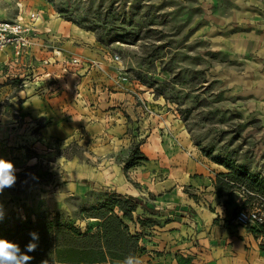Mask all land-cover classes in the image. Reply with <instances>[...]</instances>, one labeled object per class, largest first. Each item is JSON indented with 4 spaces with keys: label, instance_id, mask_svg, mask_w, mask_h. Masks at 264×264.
I'll use <instances>...</instances> for the list:
<instances>
[{
    "label": "rangeland",
    "instance_id": "1",
    "mask_svg": "<svg viewBox=\"0 0 264 264\" xmlns=\"http://www.w3.org/2000/svg\"><path fill=\"white\" fill-rule=\"evenodd\" d=\"M31 9H39L62 35L52 42L40 38L41 51L32 49L34 62L52 56L50 45L70 39L77 57L90 60L82 57L84 44L73 33L80 29L99 49L91 60L103 63L70 69L62 61L51 63L50 83L63 85L43 98L42 88L19 87L32 77L28 62L0 54V156L17 169L15 185L0 193V231L27 218L33 228L54 218L81 232L95 230L86 209L112 193L128 195L125 187L142 190L156 181L157 190L173 182L213 212L209 186L192 188L184 179L215 180L229 172L222 162L243 165L264 179V0H0L1 19ZM105 51L120 56L126 82L116 83V66ZM65 111L76 119L65 118ZM135 145L150 162L125 168ZM151 171L155 177L136 184L141 172ZM250 194L238 184L219 204L234 218L254 205L264 212V195L254 192L250 200ZM133 197L140 204L132 221L124 220L131 234L149 236L157 221L147 216L160 207L150 205L151 194L145 201ZM179 206L168 211L196 221L194 209ZM143 245L142 264H166L164 248L141 255L150 248ZM38 253L32 252L43 259Z\"/></svg>",
    "mask_w": 264,
    "mask_h": 264
},
{
    "label": "crops",
    "instance_id": "2",
    "mask_svg": "<svg viewBox=\"0 0 264 264\" xmlns=\"http://www.w3.org/2000/svg\"><path fill=\"white\" fill-rule=\"evenodd\" d=\"M2 14L4 15L0 10V15ZM41 14L43 16L42 12ZM50 25L51 22L45 21L43 16L39 27L40 33L35 40L36 42H41V39L47 37H50L47 41H52L54 37L57 39L61 38L62 35L58 33L56 29H50ZM43 27H48L50 31H48V33L43 32L41 30ZM73 33L76 34L75 36L79 37L80 40H82L80 42L84 44V49H80L83 51L81 53L82 57H89L90 59L98 57L97 52L99 49L97 48V44L94 43V38L80 29L73 30ZM73 41V39H70L61 44L59 41L55 42L56 48L61 51L56 57L58 60L64 58L70 59L78 56V52L75 51L76 46H70ZM36 45L35 48H37V51H41L38 49L39 46ZM8 52L10 51L8 50ZM1 53L5 52H0V54ZM50 53L49 51L48 55H50ZM54 66H62V64L59 62L58 65ZM54 66L48 67L47 71H50L52 74ZM53 80H55V77ZM53 82L47 83L44 86V90H39L38 93L41 94V97L45 98L47 96L46 94L44 95L45 91L50 92L52 89H56L60 87V85H63L61 81ZM46 100H48V97ZM67 110L71 111L70 107ZM61 114L63 115V112ZM63 116H65V118L73 116L70 120L76 119L75 115H72V112L65 111V115ZM92 118H90V120H92ZM48 127L49 126H46L43 129H47ZM149 162L150 161H144L143 163L148 164ZM208 169L212 170L213 168ZM154 172L155 171H151L149 174L145 175L141 172L136 184L144 181L142 177L145 178L149 175L151 178L155 177L154 175L156 174ZM184 181L187 185L196 189L202 186H209L215 210L212 212L207 211L203 205L200 207V205H197L194 201L193 196H189L187 193L177 190L173 182H167L166 190H157V181H153L155 183H152L148 188L142 187V190L125 187L124 193L139 197L144 201L148 197V194H151L154 197L151 199L150 205L152 207L156 206L157 209L160 207V212L147 216L157 221V223H151L149 227L151 230L149 231L150 235L144 236L139 234L140 238L138 244L143 248H145L143 242L150 245L146 253L142 251L141 255H150L151 251H160L158 249L164 248L165 250L162 258L163 261H167L166 264H264V236L253 234L248 230L247 226L236 223L233 215L226 214L225 208L219 204L222 196H218L215 193L213 184L214 179L207 176L196 180L188 176ZM175 204H179L181 210L186 208L194 209L197 213L196 221L190 220L183 211H168L170 206ZM145 237L152 241L144 240L143 238ZM162 240H164V242H161ZM139 250L136 254L137 257L140 256Z\"/></svg>",
    "mask_w": 264,
    "mask_h": 264
},
{
    "label": "trees",
    "instance_id": "3",
    "mask_svg": "<svg viewBox=\"0 0 264 264\" xmlns=\"http://www.w3.org/2000/svg\"><path fill=\"white\" fill-rule=\"evenodd\" d=\"M142 161H149V159L140 150L139 145H135L125 161V168H131ZM220 164L229 172L216 175L213 184L218 196L227 194L238 184L248 188V192L251 193L250 200L254 192L264 195V179L256 178L243 165L231 162ZM110 195L96 206L86 209L87 218L97 222L95 230L81 232L77 226L54 218L46 222L45 227L33 228L30 226L31 219L27 218L12 227L5 226L0 231V237L18 243L23 251L25 245L31 240L30 232L38 233L37 249H39V256H43V259L29 253L33 256L30 264H43V262L44 264H120L125 256L130 253L136 256L140 249L138 244L140 235L131 234L124 220L132 221V214L140 203L131 195L116 193ZM124 197L130 200L128 205L124 203ZM246 204L241 205V208H245ZM247 227L253 234L264 236V225Z\"/></svg>",
    "mask_w": 264,
    "mask_h": 264
},
{
    "label": "built area",
    "instance_id": "4",
    "mask_svg": "<svg viewBox=\"0 0 264 264\" xmlns=\"http://www.w3.org/2000/svg\"><path fill=\"white\" fill-rule=\"evenodd\" d=\"M42 18L43 16L39 10L32 9L20 12V14L12 20L0 18V52H6L9 50L12 54L11 59L15 63H22L23 59L27 61V68L32 74V77H27L29 81L22 82L19 85L20 88H27L28 85H33L32 91L41 88L44 90V86L50 82L52 77L51 72L47 71L49 67L48 65L53 62L61 63L62 61L66 63V66H68L69 69L72 68L73 65L76 66L79 64L86 66V68L93 64L102 65V61L91 59L85 61L79 57L58 60L56 57L61 51L53 45H50L52 56L42 58L39 64L34 62V59L32 58V49L37 43L35 40L39 34L38 32ZM56 39L57 38L54 37L52 41ZM104 58H108V61L116 66V72L118 75V81H116V83H120V81L126 82L127 78L125 77L120 56L116 53L105 51ZM35 69L41 70V72L36 73ZM38 75H40V77H38ZM247 209L250 210L248 212L243 211H247ZM243 210L239 211L235 216L234 221L236 223L243 226L264 225V212H262L263 209L260 206L254 205V207H249Z\"/></svg>",
    "mask_w": 264,
    "mask_h": 264
},
{
    "label": "clouds",
    "instance_id": "5",
    "mask_svg": "<svg viewBox=\"0 0 264 264\" xmlns=\"http://www.w3.org/2000/svg\"><path fill=\"white\" fill-rule=\"evenodd\" d=\"M33 158L30 163H35ZM17 169L14 163L5 157L0 156V193L6 188L15 185ZM0 219H3L2 206H0ZM31 240L25 245L24 250L18 243L0 237V264H30L33 259L29 253L34 252L38 247L39 235L36 232H30ZM44 264V262H43ZM120 264H142L141 260L134 254H128Z\"/></svg>",
    "mask_w": 264,
    "mask_h": 264
}]
</instances>
